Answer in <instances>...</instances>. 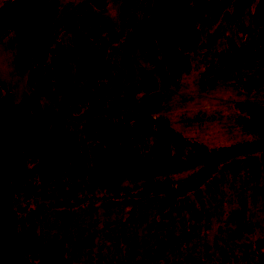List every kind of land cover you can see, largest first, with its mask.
Instances as JSON below:
<instances>
[{"label":"trees","instance_id":"obj_1","mask_svg":"<svg viewBox=\"0 0 264 264\" xmlns=\"http://www.w3.org/2000/svg\"><path fill=\"white\" fill-rule=\"evenodd\" d=\"M231 1L152 0L148 18L123 44L122 67L132 77V56L141 51L150 61L160 56L172 77L164 79H178L189 70L190 56L202 41L197 25L207 12L220 14ZM130 2L122 0V12ZM104 8L101 0H68L64 4L10 0L0 9V41L13 36L16 69L29 74L33 87V95L17 106L10 95L0 98V264H59L66 256H78L77 245H88L83 231L52 239L43 236L28 221L35 209L56 205L74 209L101 194L117 197L130 193L161 195V210H166L199 190L223 162L264 152V122L252 113L249 126L261 141L210 150L193 144L160 118L128 116L88 122L77 137L53 112L43 111L39 99H55L63 90V107L77 101L65 53L56 42L61 32L70 35L78 54L77 79L85 84L89 103L104 105L108 88L113 97L120 95L123 79L110 66L109 44L103 40L105 35L111 41L116 37L95 13ZM233 46L219 62L216 75L207 70L205 79L212 81V87L222 82L253 93L256 84L242 85L241 79L255 67L256 55L251 48ZM140 75L141 86L155 87L156 81L144 72ZM195 167L199 171L191 179L173 181V174ZM254 253L258 255L256 264H264V243Z\"/></svg>","mask_w":264,"mask_h":264},{"label":"rangeland","instance_id":"obj_2","mask_svg":"<svg viewBox=\"0 0 264 264\" xmlns=\"http://www.w3.org/2000/svg\"><path fill=\"white\" fill-rule=\"evenodd\" d=\"M8 1L0 0V9ZM130 1L122 12V0H101L105 8L95 11L116 37L111 41L105 35L103 40L109 44L110 66L123 79L120 95L113 97L108 88L104 105L89 103L86 86L77 79L78 54L70 35L61 32L56 42L65 53L77 101L63 107V90L55 99L41 97L40 108L53 112L77 137L88 122L150 116L168 121L184 138L210 150L261 141L249 120L252 113L264 122V0H232L220 14L207 12L197 25L202 41L190 56L189 70L171 81L164 79L172 77L159 55L150 61L136 52L132 77L122 67L123 44L148 18L152 2ZM230 44L251 48L256 55L255 67L241 79L242 85L256 84L253 93L219 80L212 87V81L205 79L207 70L216 75L219 62L232 49ZM16 54L12 35L0 41V98L10 95L14 106L33 95L29 74L16 69ZM142 72L156 81L155 87L141 86ZM198 171L191 168L172 179L184 182ZM162 202L161 195L101 194L74 209L57 205L35 209L28 221L49 239L84 232L88 245H77L78 256H66L59 264H256L254 252L264 243V152L225 161L199 190L166 210H161Z\"/></svg>","mask_w":264,"mask_h":264}]
</instances>
